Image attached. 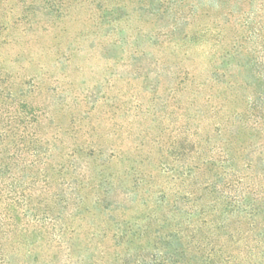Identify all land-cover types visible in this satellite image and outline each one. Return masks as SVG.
<instances>
[{"label": "trees", "instance_id": "obj_1", "mask_svg": "<svg viewBox=\"0 0 264 264\" xmlns=\"http://www.w3.org/2000/svg\"><path fill=\"white\" fill-rule=\"evenodd\" d=\"M140 2L156 21L171 17L165 27L170 43L176 36L178 44L213 40L223 50L207 77L191 70L172 88V99L188 93L192 105L201 107L185 115L194 129L177 137L188 165H174L167 178L173 188L201 180L199 189L166 201L168 211L152 215L155 230L116 228L112 251L105 250L107 230L91 232L82 222L86 192H96L98 207L107 202V178L91 166L78 173L60 163L42 109L29 95L0 83V264H264V0ZM97 9L105 19L127 15L125 6L111 0H101ZM229 24L235 29L231 44L224 43ZM204 120L214 126L211 134ZM242 137L249 140L245 146ZM78 154L95 164L105 153ZM118 160L112 150L104 166ZM249 179L253 185L242 194L260 196L224 205V195Z\"/></svg>", "mask_w": 264, "mask_h": 264}, {"label": "rangeland", "instance_id": "obj_2", "mask_svg": "<svg viewBox=\"0 0 264 264\" xmlns=\"http://www.w3.org/2000/svg\"><path fill=\"white\" fill-rule=\"evenodd\" d=\"M111 1L126 7L122 20L102 18L97 9L101 0H0V83L29 95L42 109L60 163L66 161L78 173L91 166L107 178L110 194L103 207L95 204L96 192H86L82 224L91 232L107 230L103 248L108 251L116 228L155 230L158 222L152 215L167 212L166 201L199 189L201 180L173 188L167 178L174 165H188L190 157L181 156L177 137L194 129L185 115L193 116L201 107L192 105L188 93L172 99L173 89L188 71L207 77L223 52L213 40L178 44L176 36L170 43L165 30L170 16L156 21L143 2ZM224 35V43L231 44L233 24ZM203 53L216 54L207 58ZM203 123L211 134L214 126ZM241 142L245 146L249 140L242 137ZM91 149L105 153L101 161L94 164L78 154ZM112 150L119 160L106 168ZM251 184V179L235 184L223 204H245L260 196L242 194ZM223 204L219 201L217 207ZM243 219L245 229L249 225Z\"/></svg>", "mask_w": 264, "mask_h": 264}]
</instances>
